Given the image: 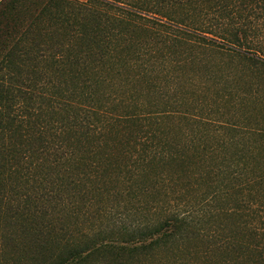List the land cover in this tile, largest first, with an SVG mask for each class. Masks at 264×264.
I'll use <instances>...</instances> for the list:
<instances>
[{"label":"trees","instance_id":"16d2710c","mask_svg":"<svg viewBox=\"0 0 264 264\" xmlns=\"http://www.w3.org/2000/svg\"><path fill=\"white\" fill-rule=\"evenodd\" d=\"M236 1L264 10V0L58 1L42 9L46 24L30 22L37 35L16 40L21 0H0V226L26 250L9 252L5 234L0 264H264V165L238 132L215 137L234 148H214L179 129L201 118L179 80L196 53L264 63L239 32L217 45L198 28L213 13L226 33ZM210 76L202 91L221 84Z\"/></svg>","mask_w":264,"mask_h":264},{"label":"rangeland","instance_id":"374dc122","mask_svg":"<svg viewBox=\"0 0 264 264\" xmlns=\"http://www.w3.org/2000/svg\"><path fill=\"white\" fill-rule=\"evenodd\" d=\"M64 2V0H21L20 10L18 14L24 18L23 24L18 29L16 40H29L31 37L37 35L36 31H31L30 22L32 25L39 26L46 24L47 19L42 16V9L49 5L56 6L57 2ZM75 1V0H74ZM86 1V0H79ZM235 11L232 15H223L222 22H228L226 33L214 26L216 22V14L208 13L207 16H200V28L206 30L207 36L217 38L219 41L217 45L222 44L221 40L227 41L231 38V34L236 31L239 32L241 43V50L245 53L263 55L264 54V10L255 5L241 4L236 1ZM247 5V6H246ZM58 8L61 4H57ZM199 8V7H198ZM197 8V10H198ZM234 10V9H233ZM42 16L41 21L36 20ZM46 16V15H45ZM197 15H195V18ZM38 22V23H37ZM212 22H214L212 24ZM211 23V24H208ZM29 25V30L24 32V29ZM221 25V24H220ZM208 30V31H207ZM226 34V35H222ZM226 38V39H223ZM228 37V38H227ZM226 47L225 45H221ZM215 50H218L217 52ZM213 52L206 51V54L196 53L195 57L188 60L183 66L188 76H183L180 71V83L185 82V86L189 87V97L197 101L198 107L190 106V110L198 117L197 123L192 121L179 124V129L188 132H198L208 134L204 144L209 147H221V144L231 147L228 141H223L216 134L231 135L242 134L241 145L253 150L251 163L264 165V63L258 61H248L247 58H239L230 55L231 52L225 48L215 47ZM168 59H173V56H167ZM173 66V65H172ZM171 66V67H172ZM208 68V70H207ZM213 70L217 77L220 76V85H216L217 80L210 82L209 89L202 91V85L197 82H202L205 78H210L213 75ZM193 76L194 79H188ZM222 78V79H221ZM196 81V82H195ZM195 86L198 90H195ZM225 86V89L223 88ZM206 87V86H204ZM223 89L220 91V89ZM201 90V91H199ZM200 100V101H199ZM228 126H227V125ZM255 131H257L255 133ZM258 134H263L258 137ZM226 137V136H225ZM227 138V137H226ZM222 146V147H224ZM240 148H242L239 145ZM221 157H218L219 160ZM6 234V249L10 252L12 249L17 253H24L25 248L15 244V233L11 228L0 226V237ZM165 249V248H162ZM170 250V245L169 248ZM12 251V252H13ZM162 251V250H161ZM169 254L164 250L158 252L159 258L163 259ZM2 257H0L1 259ZM3 259V258H2ZM172 258H169V261Z\"/></svg>","mask_w":264,"mask_h":264}]
</instances>
